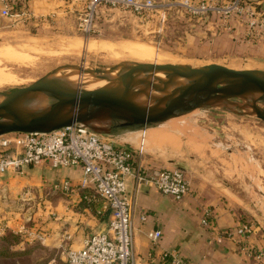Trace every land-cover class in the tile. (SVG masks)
Here are the masks:
<instances>
[{"label": "rangeland", "instance_id": "1", "mask_svg": "<svg viewBox=\"0 0 264 264\" xmlns=\"http://www.w3.org/2000/svg\"><path fill=\"white\" fill-rule=\"evenodd\" d=\"M68 2L61 0L59 5L68 6ZM26 7V0H0V89L26 84L62 64L104 68L117 62L141 61L119 49L122 45L135 43L151 47L162 56L159 61L163 62L190 65L217 62L234 68L264 67L261 63L264 49L260 48L264 39L251 36L243 16L232 18L243 26L236 35L232 33L231 19L221 22L217 15L208 12L199 20H186L187 12L179 5L167 10L161 31L156 30L153 19L140 20L128 10H104L95 18V30L84 35L73 25L81 10L80 4L74 8L73 3L68 13H58L42 29L29 26ZM16 12L15 20L8 19ZM206 16L208 22L204 20ZM88 41L95 48L86 49L84 44ZM113 51L118 54L113 55ZM154 126L155 129L143 130L146 150H162L165 156L204 159L207 156L221 172L219 177L237 195L238 209L245 208L247 215L242 218L260 224L264 232L263 121L211 106ZM139 131L128 134L134 142L139 140ZM212 148H215L213 152ZM29 204L21 206L24 213L15 226L6 229L5 225L0 230V264H48L51 259L61 263L66 248L63 241L40 239L35 235L44 232L42 218L53 220L54 212L41 215L39 210L43 207L38 197L30 198ZM19 222L24 224L25 231H16ZM30 229L33 231L28 233Z\"/></svg>", "mask_w": 264, "mask_h": 264}, {"label": "crops", "instance_id": "2", "mask_svg": "<svg viewBox=\"0 0 264 264\" xmlns=\"http://www.w3.org/2000/svg\"><path fill=\"white\" fill-rule=\"evenodd\" d=\"M60 1L26 0L27 15L30 18L28 21L31 23L29 26L42 29L54 20L58 13H68L73 3L75 8L79 4L82 7L85 2L69 0V5L66 6L59 5ZM247 1H250V5L256 10L264 12V0ZM15 17V14L11 13L8 19L15 20ZM204 20H207V16ZM231 21L234 26L232 33L240 34L239 29L243 26L236 19ZM73 25L80 31L77 27V16ZM260 48L264 49V43ZM261 63L264 66V61ZM154 127L151 129H155ZM127 133L110 137L116 144L133 147L135 142ZM159 151L145 148L135 156L134 166L146 170L179 167L188 181V190L182 198L175 199L153 186L138 185L132 178L128 179L126 192L132 203L131 234L135 254L145 256L150 248L145 232L159 228L160 235L152 248L155 253L175 247L181 256L195 264H258L238 251L232 229L239 222L246 221L242 217L247 215V212L245 208L238 209V200L235 198L237 195L228 183L219 177L221 172L217 166L209 161L207 156L206 159L185 155L165 156L162 150ZM2 152L0 149V153ZM80 173L79 165L54 168L46 161L6 170L0 174V224H5L6 229L15 226L21 213H24L21 206L24 203L30 205L29 199L38 197L43 207L39 210L41 215L47 216L48 211L54 212L53 220L42 218L44 224L41 228L44 229L45 239L63 241L65 247L79 245L89 233L102 228L108 217V210L103 208L100 198L90 201L89 204L83 198V194L91 188L76 186ZM63 179L69 181L68 189H62ZM206 206L211 208L212 215L208 224L203 225L200 223V217L202 209ZM141 212L145 215L142 220ZM260 227V224H255L254 238L264 246V232Z\"/></svg>", "mask_w": 264, "mask_h": 264}, {"label": "built area", "instance_id": "3", "mask_svg": "<svg viewBox=\"0 0 264 264\" xmlns=\"http://www.w3.org/2000/svg\"><path fill=\"white\" fill-rule=\"evenodd\" d=\"M175 5L196 16L213 13L221 22L243 16L251 36L264 39V12L244 0H85L77 15V27L84 35L93 32L98 9L105 8L128 10L140 20L153 19L156 30L161 31L167 10ZM138 139L133 147L116 144L110 136L78 123L45 132H8L0 135V149L3 151L0 153V174L42 161L54 168L79 165L81 173L76 186L92 190L83 194V198L86 201L100 198L103 208L108 210L107 221L102 228L89 233L79 245L66 247L61 263L51 259L48 264H195L181 256L175 247L155 253L152 248L160 235L159 228L146 230L150 248L144 257L134 252L132 203L126 192L128 179L132 178L138 185L153 186L175 199L182 198L188 190V181L179 167L146 170L134 166L135 156L145 149L143 130L139 131ZM69 185L67 179L61 181L62 189H68ZM211 215V208L204 207L200 223L207 225ZM144 216L141 212L140 219ZM3 227L5 224H0V230ZM254 228L255 223L242 221L233 227L232 233L242 255L264 264V246L254 238ZM25 230L22 222L16 225V231ZM32 231L30 229L28 233ZM35 235L45 238L43 231Z\"/></svg>", "mask_w": 264, "mask_h": 264}, {"label": "water", "instance_id": "4", "mask_svg": "<svg viewBox=\"0 0 264 264\" xmlns=\"http://www.w3.org/2000/svg\"><path fill=\"white\" fill-rule=\"evenodd\" d=\"M68 66L83 69L82 64H62L26 84L0 89V135L45 132L78 123L101 134L120 136L211 106L264 122L262 68H234L217 62L125 61L89 67L86 70L95 76L111 74L106 83L84 88L69 86L55 75ZM156 73L164 76L154 77ZM154 90L162 94L156 96ZM46 95L52 100L38 106Z\"/></svg>", "mask_w": 264, "mask_h": 264}, {"label": "bare ground", "instance_id": "5", "mask_svg": "<svg viewBox=\"0 0 264 264\" xmlns=\"http://www.w3.org/2000/svg\"><path fill=\"white\" fill-rule=\"evenodd\" d=\"M76 45L77 44H75V46ZM84 47L86 49H89V50L92 48H95V46L89 41L84 44ZM76 48H77V46H76ZM98 49H100V48H98ZM119 49L125 50L127 55H130L132 57H136V58L140 59L141 61L163 62V61H159L162 58V56H159L158 54H156V52L151 47H149L143 43L142 44L135 43V44H129V45H122L119 47ZM112 53H113V55L118 54L116 51H113ZM82 68H83L82 70H77L74 67L68 66V67H65L63 69L65 71L62 73H60L59 71H56L55 75L59 76L69 86H77V87L82 86L84 88H92V87L106 83L107 82L106 76H109L111 74V72H108V73L106 72V73H103L104 74L103 77L95 76L86 70L89 68V66L83 65ZM161 76H164V74L163 73H156L154 75V77H161ZM175 79L183 80L185 78L177 76V77H175ZM152 94L159 96L162 94V91L160 92V91L154 90V91H152ZM50 100H52L51 97H48L47 95L42 96L40 98V100L38 101V106L48 104V102ZM149 128H151V127H149ZM131 133H134V131L133 132L130 131L127 134H131Z\"/></svg>", "mask_w": 264, "mask_h": 264}, {"label": "trees", "instance_id": "6", "mask_svg": "<svg viewBox=\"0 0 264 264\" xmlns=\"http://www.w3.org/2000/svg\"><path fill=\"white\" fill-rule=\"evenodd\" d=\"M104 10H106L105 8H100V9H98V11H97V14H98V12H102V11H104ZM97 14H96V16H97ZM187 15H186V20H199V19H201L202 18V16H196V15H193V14H189V13H186ZM96 18V17H95ZM95 18H94V20H95ZM92 192V190H89V191H87L86 193H91ZM90 203V201H87V204H89Z\"/></svg>", "mask_w": 264, "mask_h": 264}]
</instances>
